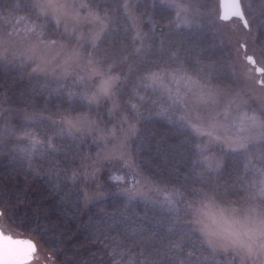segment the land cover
<instances>
[{"label": "trees", "instance_id": "16d2710c", "mask_svg": "<svg viewBox=\"0 0 264 264\" xmlns=\"http://www.w3.org/2000/svg\"><path fill=\"white\" fill-rule=\"evenodd\" d=\"M84 1L109 23L100 43L101 54L105 49L120 54L113 58L121 61L112 68L120 76L115 97L137 121V131L130 140L137 170L151 184H167L186 195V190L211 195L208 186H219L222 192L236 194L218 196V202L241 204L251 200L264 210L258 197L253 199L244 191L252 188L255 192L253 185L264 180V140L236 152L218 147L219 167L207 171L195 147L202 137L180 126V112L158 115L166 98L160 91L153 92L152 85L147 91L139 87V68L148 62H170L177 54L192 76V68L209 65L217 77L211 86L238 90L241 82L233 70L234 54L221 40L217 24L207 18L178 24L173 7L164 1L132 0L139 22L135 26L124 11L123 0ZM204 1L215 4L217 0ZM241 2L247 21L254 25V40L264 48V0ZM34 4L35 0H0V13L36 25L37 32L43 28L46 40L68 43L60 38L64 31L51 16L37 17ZM71 42L75 44V39ZM85 51H91L90 46L86 45ZM32 69L33 64L18 55L0 61V209L16 227L35 235L58 264H226L233 257L230 252H216L207 246L190 223L191 211L169 210L154 202L163 199L155 193L148 195L153 200H129L124 193L109 191L84 202L85 183L78 174L99 149L93 136L72 139L58 135L52 140L58 151L22 152L29 147L22 139L25 131H32L41 140L52 137L59 129L51 121L69 107L67 93L85 90L74 83V78L57 83ZM60 84L65 85L62 91ZM134 92L147 98L143 105L133 98ZM129 100L137 104L141 115L131 110L126 103ZM75 107L86 112L79 104ZM107 107L105 103L91 112L104 125L111 120ZM25 117L43 119L29 123ZM107 176L106 169L101 170L100 182L110 184ZM187 199L195 205L200 203L199 196L187 195Z\"/></svg>", "mask_w": 264, "mask_h": 264}, {"label": "snow or ice", "instance_id": "6c2138e0", "mask_svg": "<svg viewBox=\"0 0 264 264\" xmlns=\"http://www.w3.org/2000/svg\"><path fill=\"white\" fill-rule=\"evenodd\" d=\"M171 7L177 9V16L191 12L190 6H185L187 0H168ZM43 11H37V17H49L66 14L68 11L67 0H41ZM39 8V5H33ZM80 11H84L87 15L83 18L88 23H94L98 26L94 38H86L83 35L76 34V28L73 27L71 33L65 28L61 34V39H67V44H58L57 40L45 42L47 37L43 28L37 32V26L32 25L27 28L25 33L20 37L22 40L35 42L30 44L25 52L19 54V57L25 63L36 64L32 69L33 72H42L46 76H51L59 83L61 80L68 81L74 78V83L84 91H73L67 93L69 107L61 114L58 119L52 120L53 126L58 127V131L53 133L52 137H45L43 140L32 134V131H25L22 139L26 140L29 147L21 149L25 154H31L36 151H58L53 147V137L62 135L68 138L76 139L81 135L97 134V142H108L113 140L117 143L112 144L111 148L105 149V159H113L121 162L122 168H129L135 176V165L131 162V155L126 149L125 140L117 135V130L111 129L104 131L98 129L97 121L91 116L94 107L108 103L119 92V75L112 72L115 63L121 62L118 59L120 54L114 50L105 49L101 54L100 43L103 42L104 36L109 27L105 17H101L88 9V5L80 4ZM231 15L239 18L244 23V27L248 26L245 13L242 8L241 0H232L230 4ZM249 5V11H250ZM230 17L224 15L221 19L228 20ZM77 23L80 17H75ZM19 35V33H18ZM75 39V44L72 40ZM88 45L91 51H85ZM2 46V44H0ZM41 47L43 48H59L58 61L55 67L50 68L51 62L44 58H38L35 53ZM241 48L244 45L240 46ZM5 52H0V61H3ZM139 51V49L137 50ZM170 62L158 61L148 62L146 66L138 69L140 80L139 87L148 90L152 85L153 92L160 91L161 96L166 98V103L160 106L158 115H166L169 112H180L177 117L180 126L188 128L195 137H207L204 144L195 145L197 154L202 161L209 159L205 153L212 146H220L232 152L239 150H247L250 143L257 139L264 140V114L257 116L249 114L244 110L245 104L238 100V94L233 96L227 104H223V99L227 95L219 88L211 87L212 79H216L214 69L209 65H200L194 67L191 72L195 73V77L190 74V70L185 67L183 61L177 54H173ZM243 58L255 65V58L251 55L244 54ZM40 60L37 63V60ZM127 60L125 56L123 58ZM105 65H108L105 68ZM255 71L264 75V68H256ZM164 80L179 83L183 86V90L177 89L175 94L169 89H161L159 86ZM203 81V83H201ZM264 86V80L258 81ZM64 84H60V90L64 88ZM133 98L143 105L147 98L133 93ZM131 110L137 115H141L137 104L127 101ZM153 104L156 101H152ZM79 104L85 109L87 114L81 113L75 107ZM221 111H211L214 108H221ZM121 105L114 102L111 112H116ZM207 112V115H205ZM2 115V113H0ZM43 117H25L29 123L39 122ZM31 137V139H29ZM31 159V155H29ZM219 167V165H217ZM206 170L211 171L212 165L207 164ZM113 181L125 180L124 176L114 175L110 177ZM145 184L147 181L144 182ZM256 189L252 192V188L244 189L245 192L252 194V198H259L264 204V180L254 184ZM124 192L126 197L131 200L136 197H142L153 200L152 196H146L143 190V184L140 178H134L131 185L119 189ZM187 195L199 196L200 205L196 206L194 201L187 199L184 191L175 188H169L167 184L155 183L148 188V192L155 193L156 196H162V200L154 202L167 206L169 210L191 211L194 219L190 221L197 228L205 242L212 244L214 241H223L232 248L238 249L247 256H252L259 252L264 254V210L256 214L255 209H250L249 214L241 216L234 209L227 212L217 204L216 198L222 195L233 194L222 192L219 186L215 189L208 186L211 195L200 190H186ZM103 195V193H100ZM184 205L180 208V205ZM207 209V211H206ZM211 221V223H209ZM171 232L172 229L170 228ZM36 252V246L28 240H14L10 236L0 235V264H28L33 259ZM123 255V254H122ZM190 255V254H189ZM135 257L132 260L135 261Z\"/></svg>", "mask_w": 264, "mask_h": 264}, {"label": "rangeland", "instance_id": "374dc122", "mask_svg": "<svg viewBox=\"0 0 264 264\" xmlns=\"http://www.w3.org/2000/svg\"><path fill=\"white\" fill-rule=\"evenodd\" d=\"M36 5H39V11H43V5L41 4V0H35ZM165 3H168V0H162ZM132 0H123L124 11L127 16L132 20L135 26H138V18L132 10L131 7ZM68 11L66 14L51 16L54 22L64 31L65 28L68 29V32L71 33L73 27L76 28L77 35H83L86 38H94L96 32L98 31V26L94 23H88L83 18L87 15L86 12L80 11V4L87 3L84 0H67ZM191 7V12H187L182 14L181 16H177V9L173 7L175 11V18L178 24H192L200 21L202 18H207L208 20L214 21L217 24V29L220 33L221 40L230 47L233 51V70L236 76L240 79L241 87L235 91H229L225 89H221L227 95L223 99V104H227L228 101L235 95L238 94V100L243 101L245 104L244 110L248 111L249 114H256L260 116L264 114V86H262L258 81L264 80V75L260 72L255 71V65H259L261 68H264V48L262 46L257 45L254 40V25L250 24L248 21V26L244 27L241 21L232 17L228 20H221L218 16L219 8H218V0L216 3H212L211 1L205 3L204 0H187L185 5ZM88 9L94 13L89 6ZM80 17L79 22L75 17ZM98 14V13H97ZM99 15V14H98ZM264 22V18H262ZM31 27L28 23L21 22L19 18L11 17L7 15H3L0 13V52H5L6 54L4 58H9L14 55H18L22 52H25L26 49L30 46V44L35 42V38L32 41L22 40L20 37L25 33L26 29ZM19 33V35H18ZM51 40H46L47 43ZM58 44H67L64 41L57 40ZM244 45L243 48L240 46ZM59 48H43L41 47L35 53L38 58H44L51 62L50 68L55 67L59 57H58ZM251 54L255 58V65L247 62L243 56L244 54ZM40 60H37L39 63ZM36 67V64H33V68ZM113 74L119 75L117 72L112 71ZM39 74H44L42 72H37ZM120 77V76H119ZM162 89H169L173 94H175L177 89L183 90V86L179 83L164 80L160 85ZM214 88H218L215 86H211ZM114 102H118L116 97H113V100L107 103V113L110 117V122L107 125H104L100 122V120L91 115L94 120L97 121L98 129H102L104 131H108L111 129L117 130V135L125 140L126 149L131 155V162L135 165V176L133 172L129 168H122L121 162L113 159H105V149L111 148L112 144L117 143V141L113 140L108 142L107 145L105 142H97L98 143V151L94 158L87 161L80 169L78 174L82 179H84L85 186L83 188V198L84 202H89L94 199L100 198L108 194V192L115 193H124L119 189L128 187L131 185V182L134 178H140L141 183L143 184V190L145 195L148 196L150 192H148V188L151 187V183L148 181L146 177H144L138 170L135 164V160L131 153L130 149V140L134 136L137 131V121L135 117L129 114L122 106L116 112H111L110 109ZM119 103V102H118ZM221 108H214L211 111H221ZM87 114L86 112H81ZM207 115V112H205ZM58 119V118H57ZM55 120V119H54ZM97 134H91L88 136H93L97 141ZM258 140V139H257ZM207 141V137H202V141L200 144H204ZM220 146H212L208 152L205 153L206 156L210 158L202 161L204 165L211 164L212 168H217V165L220 164V155L217 151V148ZM106 169L108 176L107 179L110 184H105L100 182L99 173L101 170ZM114 175H121L125 177V180L122 181H113L110 177ZM147 181L145 184L144 182ZM110 185V186H108ZM113 185V186H112ZM109 189V190H108ZM103 193V195H100ZM125 194V193H124ZM217 201V200H216ZM217 204L220 208L227 210V212L231 210H235L241 216H246L249 214L250 209H255V213H258L262 209L254 202L247 201L245 203H221L217 201ZM198 203L196 206H199ZM1 210V209H0ZM207 211V209H206ZM194 219V215L192 213V220ZM211 223V221H209ZM0 224L5 226L9 231L21 234L25 237L31 238L34 240L37 253L46 259H49L50 264H58L55 261L54 257L48 255L47 250L39 243L36 239L35 235L28 231H24L19 227H16L3 213V209L0 213ZM195 227V226H194ZM196 230L201 235L200 231L196 228ZM202 236V235H201ZM203 238V237H202ZM204 240V238H203ZM205 242V240H204ZM209 248L216 252L228 253L230 252L233 257L228 260L226 264H264V254H260L257 252L252 256H247L244 253L240 252L238 249L232 248L229 245L225 244L223 241H214L212 244H208L205 242Z\"/></svg>", "mask_w": 264, "mask_h": 264}, {"label": "water", "instance_id": "95a60500", "mask_svg": "<svg viewBox=\"0 0 264 264\" xmlns=\"http://www.w3.org/2000/svg\"><path fill=\"white\" fill-rule=\"evenodd\" d=\"M232 0H218V8H219V13L218 16L221 19L222 16L227 15L230 18L234 17L231 15V8H230V4H231ZM229 18V19H230ZM237 18V17H236ZM246 18V17H245ZM239 19V18H238ZM224 20V19H221ZM240 20V19H239ZM247 20V19H246ZM241 21V20H240ZM241 23L244 25L243 21H241ZM247 55H251V54H247ZM252 56V55H251ZM256 68H261L259 65H255V69ZM1 213V210H0ZM0 235H5V236H10L12 239L14 240H28L31 241L34 245L35 242L33 239L28 238V237H20V236H13L10 233H5L0 229Z\"/></svg>", "mask_w": 264, "mask_h": 264}, {"label": "flooded vegetation", "instance_id": "af4514ba", "mask_svg": "<svg viewBox=\"0 0 264 264\" xmlns=\"http://www.w3.org/2000/svg\"><path fill=\"white\" fill-rule=\"evenodd\" d=\"M0 229L3 232L10 233L13 236L25 237L21 234H16V233L9 231L5 226H3L1 224H0ZM28 264H50V261H49V259H46L45 257H42L41 255H39L37 253V248H36V252L33 254V259L31 261H29Z\"/></svg>", "mask_w": 264, "mask_h": 264}]
</instances>
